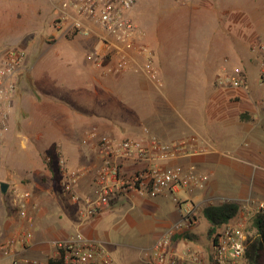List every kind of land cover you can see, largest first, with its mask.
<instances>
[{
  "label": "crops",
  "instance_id": "1",
  "mask_svg": "<svg viewBox=\"0 0 264 264\" xmlns=\"http://www.w3.org/2000/svg\"><path fill=\"white\" fill-rule=\"evenodd\" d=\"M11 1L5 0L9 9L1 10L7 21L13 19ZM243 1L244 5L237 4L240 0L236 3L222 0L179 2L189 9L193 17L191 38L183 39L175 36L177 30L172 36L165 37L164 29L171 25V20L167 22L165 13H160L161 0H137L129 16L135 25V33L131 47L125 48L126 65L121 71L114 69V57L104 67L96 66L92 53L101 49L102 44L95 35L83 40L66 35L71 29L74 17L72 11L67 13L68 16H61L60 4L55 0L17 1L24 14L22 22L16 26L9 22L6 30H21L17 40H13V44L25 51L18 77L27 75V80L39 95L37 97L34 94L27 81L22 83L17 80L9 131L4 134L6 140L8 137L17 140L11 145H2L0 183L6 182L8 186L12 183L26 187L38 186L42 190L46 188L47 192L41 194L40 198H36L33 193L36 206L30 209L31 221L23 222L3 205L6 191L0 189V243L21 227L29 228L32 232L30 242L24 249L17 247V253L21 257L46 260L55 254L54 243L57 240L66 239L75 231H80L87 239L102 244L116 264H150L152 246L166 231L153 233L147 247L135 246L136 258L130 253L116 250V244L97 231L102 215L113 211H121L122 219L140 225V217L135 210L150 195L120 194L97 216L87 220L77 216L76 205L64 191L65 178L56 163H48L45 159L43 163L40 156L44 154L46 158L58 151L65 157L68 166L70 156L81 161L85 154L74 148L73 141L71 144L67 142L68 138H60V143L49 151H41L38 147L61 129L54 117L62 114L70 119L65 123V126L69 125V131L75 130L78 125L88 128L81 135V141L87 143L96 154H89L88 161H81L85 171L80 172L89 175L79 177L74 189L82 195L93 193L94 170L100 164L95 140L88 139L90 134L120 139L138 132L136 138L147 135L165 143L186 144L188 153L160 163L181 169L193 166L196 172L207 177L203 186L156 196L162 199L165 196L178 197L172 211L166 216L169 219L168 229L181 220V201L188 199L198 206L195 223L183 232L186 235L179 232L174 236L170 252L175 264H207L202 256L207 245V229L204 236L197 235L193 229L205 219L201 208L223 201L235 202L241 208L246 203L264 200V90L258 83L260 52L251 47L264 44V12L261 10L257 13L250 8V0ZM217 24L222 31L216 30ZM231 43L244 46L241 51L246 55L242 67L224 71L238 73L243 84L237 88L216 84L217 77L224 73L212 74L203 64L197 68L202 61H213L217 45ZM55 46L64 47L58 50ZM50 50L54 56L47 54ZM85 54L91 61H81L79 71L64 69L56 63L63 56H70L75 61L78 56L85 58ZM31 61L33 63L29 67ZM174 61L180 64L176 63L175 67ZM250 67L257 70L258 76L254 81L249 78ZM56 75L58 79L54 78ZM204 82L212 90L204 100L187 101L180 98L179 94L203 92ZM112 92H118L120 96L128 92L145 94L141 109L147 120L141 121L137 128L113 112L112 107L105 102H96L99 98L104 100L103 93ZM18 147L24 152V158L19 156V160L16 159ZM143 164L141 161L127 160L123 165L132 171ZM38 170L49 175L44 185H39L36 180L34 172ZM25 177L29 179L27 185L21 182ZM240 177L248 180V188L239 186ZM179 193L183 194L181 198ZM52 209L57 210L54 220L49 215ZM208 225L207 222V228ZM0 264H9V259L0 254ZM208 264H213L211 250Z\"/></svg>",
  "mask_w": 264,
  "mask_h": 264
},
{
  "label": "built area",
  "instance_id": "2",
  "mask_svg": "<svg viewBox=\"0 0 264 264\" xmlns=\"http://www.w3.org/2000/svg\"><path fill=\"white\" fill-rule=\"evenodd\" d=\"M191 3L197 0H175ZM137 0H63L60 4L61 16L72 11L71 28L84 36L95 35L102 48L92 53L98 67H104L113 57L114 69H125V48H130L135 33L131 20ZM257 45V44H256ZM264 49V44H260ZM25 51L10 48L0 53V147L1 138L8 126L13 99L17 87L19 69L24 61ZM259 83L264 87V64ZM153 76V74H152ZM223 86L239 87L243 84L238 75L224 73L217 78ZM94 139L100 164L93 180L92 194H79L74 185L79 173L69 169L65 157L60 152L48 155L46 162H55L65 178L64 191L68 199L76 205L77 216L81 220L97 216L112 199L120 194L156 196L173 193L179 189H197L203 186L206 176L195 171L193 166L186 169L160 163L176 155L188 153L184 142L165 143L153 136L114 138L108 135L90 134ZM144 162L134 170L124 168V162ZM7 209L14 212L20 221H31L29 212L36 203L30 187L12 183L6 189ZM181 220L173 224L154 242L150 264H175L170 252L172 236L189 228L196 220L198 206L185 199L179 203ZM264 214V200L252 201L239 208L236 215L219 227L212 239L211 261L213 264H246L245 249L252 219ZM32 237L29 228L21 227L14 235L0 243V254L9 259V264H116L109 251L99 242L87 239L80 231L54 243L55 254L46 260L21 257L17 247L26 248ZM197 259V258H196Z\"/></svg>",
  "mask_w": 264,
  "mask_h": 264
},
{
  "label": "rangeland",
  "instance_id": "3",
  "mask_svg": "<svg viewBox=\"0 0 264 264\" xmlns=\"http://www.w3.org/2000/svg\"><path fill=\"white\" fill-rule=\"evenodd\" d=\"M17 1H19V0H12L11 1L12 6H13V9H12L13 10V16H12L13 19L11 18L12 21L11 20L7 21L5 15L2 13L1 10L2 9H9V6H8V4H5V0H0V51H4V50L10 49V48H18V46L16 44H13V43H15V42H13V40L14 39L17 40V38L20 35L19 33L21 32V30L18 28H14V29H11L9 31L6 30V24L7 23H9V22L13 23L14 26H16L17 24L22 22L21 20H22L24 14L20 11L21 9H20ZM62 1L63 0H55V2L58 4H61ZM222 1L231 2V3L237 2V0H222ZM237 4L244 5L245 1L240 0V2L239 3L237 2ZM249 5H250V8H252V10L253 9L256 10L257 13L261 10H262V12H264V0H250ZM159 7H160V9H159L160 13H165L166 21L168 22V20H171V25L169 27H167L166 29H164L165 37L172 36V34H175L174 31L177 30L175 36L182 37L183 39L191 38V35H192L191 32L193 30V27H192L193 17H192V13H190L189 9H187L186 6H183L179 2H176L175 0H161V4ZM220 18H221V16H220ZM221 20L225 21V19L223 17L221 18ZM55 23H56V21H55ZM220 27L221 26H218V24H217L216 30L222 31ZM216 33H218V31ZM263 33H264V31H263ZM66 35L68 37H70V36L75 37L79 40L89 39V38H91L90 36H92V35H90V36L81 35L80 33H78L76 31V29H73V28H71L70 31H68L66 33ZM263 37H264V34H263ZM231 38H232V36H231ZM21 39H23V38H21ZM235 44L236 43L217 45V49L215 51V58L213 59V61H210V60H207L206 62L202 61L201 63H199L197 68H200L201 65L203 64L205 67L207 66V69L210 70L209 72H211L212 74L215 72L224 73V71L231 70V69L232 70L239 69L240 67H242V62L246 61L245 60L246 55L241 51V49H243L244 46H242V45L237 46ZM259 46H260V44L253 45L251 47L260 52V55H259L260 56L259 57V72L261 75L262 68H263L262 64H264V49H261ZM61 47H64V46H55V48L58 50ZM47 54L53 55L54 52H52L50 50ZM65 59H68V60L65 61ZM84 59L87 62L91 61L88 59L87 54H85V58L78 56L77 60H75V61H73L74 59L70 56H68V58L66 56H63L62 58H58L56 63L59 66H62V68H64V69L79 71V70H81V66L79 64H81V61H83ZM32 63L33 62L31 61L29 64V67H31ZM172 63L174 64V66L176 63L180 64V62H178V61H174ZM173 64H170V66H172ZM95 68H97V67H95ZM190 69H192V67ZM190 69H188L189 70L188 74L190 73ZM228 74H231V73H228ZM232 74L238 75V73H235V72H233ZM221 75L222 74H220L219 76H221ZM260 75H259V77H260ZM26 76L27 75H25V74H21L17 78L18 82L23 83V81H25V82L27 81L29 87L34 91L29 79L27 80ZM257 76H258V74H257L256 68L250 67L249 68L250 80L254 81L255 79H257L256 78ZM54 78L58 79V76L56 75V77H54ZM258 83H259V81H258ZM216 84L218 86H223V85H219L217 83V79H216ZM260 86H262V85L260 84ZM202 87L204 88L203 92L179 94L180 98L182 100H187V101H191L194 99L197 101L201 100V99L204 100V98L208 97L209 94H211L212 90L210 89L211 87L208 86V83H206V82H204L202 84ZM225 87L237 88V87H233V86H225ZM262 88L264 90L263 86H262ZM34 94L39 95V93L36 91H34ZM38 95H37V97H38ZM103 95H104V100H102L100 98L96 99L97 103H103L104 104V102H105V104L112 107L113 112H115L119 116H123L126 121H130L137 128H138V124H140L141 121L147 120L143 116L145 114H142V109H141V106L144 102V101H142L143 97L146 96L145 94L128 92L125 94H121L123 96L122 97L118 94V92L117 93L112 92V94L103 93ZM183 96H186L187 98L189 97V99H185V97L183 99ZM54 120L59 122V124L61 125V129L58 130L54 135H51V137L47 138L44 142H41L38 145L39 150L49 151L53 148V146L55 144L60 143V140H59L60 138H62V139L68 138L69 141H67V142H69L71 144V142L73 141L74 148L83 151V153L85 154L84 155L85 157L82 158L81 161H84V160L88 161V158L91 155L96 156V154L93 152L91 147H89L87 143H84L81 141V139H82L81 135H83L85 132L84 130H86L88 128H86L85 126L78 125L75 130L70 129V131H69V127H68L69 125L65 126V123L67 122V120L70 121V119L67 118L66 116L62 115V114L55 116ZM17 127H18L17 129H19V125ZM8 131H9V124H8L7 128L5 129L3 136L1 138L0 159L2 158L1 157L2 145L3 144L11 145L12 143H15L17 140V139L13 140L10 137H8L6 140V137L4 138V134H7ZM136 133L139 134L138 132H136ZM136 133L131 134L129 137L136 138V136H135V135H137ZM4 140H6V141L4 142ZM19 149L20 148L18 147V151H16L17 152L16 154L18 156H16L17 158L15 157L18 160L20 159L19 156H22V158H24L23 157L24 152L21 151L22 148L20 150ZM70 152H68V154H70ZM89 154H90V156H89ZM40 159L44 163L45 162V160H44L45 155L41 154ZM69 159H71V160L69 162L70 164L68 165V167L79 173V175L77 176V180L79 177L84 178L85 176L89 175V173H88V175L87 174L85 175L82 173L85 170L83 169V166H82L83 164L81 163V161H77V159L72 157V156H70ZM1 167H3V166H0V168ZM80 171H82V172H80ZM0 172H2V171H0ZM94 172H96V171L94 170ZM34 173H35L36 180L39 183V185H44L48 182L47 178L49 177V175L47 173H45V171L38 170ZM90 173H93V172H90ZM0 179H1V176H0ZM28 180L29 179H27L25 177L24 179L21 180V182L27 185L29 183ZM239 180H240L239 186L241 188H243L244 185L246 186V188L249 187L248 180H243V178H241V177L239 178ZM30 189L32 190V192L34 193L36 198H38V197L40 198L41 194H44L45 192H47L46 188H45L46 190L45 189L42 190L38 186H32V187H30ZM61 189H62V187H61ZM53 191L55 192V189H53ZM178 195H180L179 196L180 198L183 196L182 193H179ZM145 200H146V202L140 204L138 206V209L135 210V212L138 213V215L140 217V225H136L133 222L130 223L129 221L126 220V218L122 219L121 218V214H122L121 211H113L110 213H104L102 215L103 217H102V219H101V221L97 227V231L100 234L105 235L108 239H110V241L112 243L116 244V245H114L116 250H119L121 252L130 253V255L133 258L137 257V255H136L137 250H136L135 246L143 245V246L147 247L148 245H150V243L152 241L153 233L162 232V231H165L168 229L167 228L168 227L167 221H169V219L166 216H168L169 212L172 211L173 207L176 204V201L178 200V197H177V195L170 196V197L165 196L162 199L160 196H150V197H148V199H145ZM3 201H4L3 205L6 206V204H8L7 194L3 196ZM56 212H57L56 209H54V210L52 209L50 211V214H49L50 219L54 220V218L56 217ZM11 213H14V212H11ZM144 217L148 218L149 220H145ZM204 220L205 219H202L199 222V224L195 228H193L195 233L199 236H204L206 233L207 222H206V220L205 221ZM189 228L182 230V231H179V232L184 234L183 232H185ZM72 231H74V229H72ZM179 232L175 233L172 236V239ZM254 233H255V230L252 227H250L249 234L251 235ZM184 235H186V234H184ZM206 240H207V243H206L207 245L204 248L205 253L202 256L204 258V261L208 264L210 262V250H211V244H212V237H209L208 233H206ZM147 251L148 250H146L144 253H146Z\"/></svg>",
  "mask_w": 264,
  "mask_h": 264
},
{
  "label": "trees",
  "instance_id": "4",
  "mask_svg": "<svg viewBox=\"0 0 264 264\" xmlns=\"http://www.w3.org/2000/svg\"><path fill=\"white\" fill-rule=\"evenodd\" d=\"M238 210V204L232 201L202 207L200 212L209 224L207 228L209 237L213 239L216 230L229 222ZM251 227L255 233L247 236L246 264H264V214L256 215L251 221Z\"/></svg>",
  "mask_w": 264,
  "mask_h": 264
},
{
  "label": "water",
  "instance_id": "5",
  "mask_svg": "<svg viewBox=\"0 0 264 264\" xmlns=\"http://www.w3.org/2000/svg\"><path fill=\"white\" fill-rule=\"evenodd\" d=\"M7 187H8V183H6V182H1L0 183V189H1L2 192H5Z\"/></svg>",
  "mask_w": 264,
  "mask_h": 264
}]
</instances>
